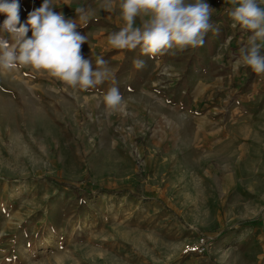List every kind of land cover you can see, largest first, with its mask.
Returning a JSON list of instances; mask_svg holds the SVG:
<instances>
[{
    "label": "rangeland",
    "instance_id": "obj_1",
    "mask_svg": "<svg viewBox=\"0 0 264 264\" xmlns=\"http://www.w3.org/2000/svg\"><path fill=\"white\" fill-rule=\"evenodd\" d=\"M250 93L264 0H0V264H264L262 122L200 128Z\"/></svg>",
    "mask_w": 264,
    "mask_h": 264
},
{
    "label": "crops",
    "instance_id": "obj_2",
    "mask_svg": "<svg viewBox=\"0 0 264 264\" xmlns=\"http://www.w3.org/2000/svg\"><path fill=\"white\" fill-rule=\"evenodd\" d=\"M234 100L236 102L228 109L226 120L224 121H219L217 119L208 120L210 124L204 127L201 126L200 128H258L257 126L254 127L253 124L256 123L259 124L261 122H262V126H259V128H264V109H262L260 106V101L264 100L262 96H260L257 93H250L243 95L236 94ZM168 103L170 104L172 103L171 99L168 100ZM169 108L175 112H178V114L181 115V118L183 120L186 119L188 111H187V102L185 99L179 100L178 104H171ZM208 108L214 109L215 107L213 104H210L208 105V107L205 108L204 113L199 117L201 118V122H205L206 119H208L206 116ZM40 109H41L40 115L35 118L38 127L45 126L44 125L45 119H48L51 122L50 123L51 127L48 128H53V126L57 128L61 127L60 116L56 109L55 104H52L50 109L46 108V104L43 107L41 106ZM163 121L166 122L165 128H173L170 125L166 116L164 117ZM138 125L139 128H142V126H147V124L143 122L142 118L138 123ZM179 126L184 127L185 123L179 122ZM147 128H152V127L147 126Z\"/></svg>",
    "mask_w": 264,
    "mask_h": 264
},
{
    "label": "built area",
    "instance_id": "obj_3",
    "mask_svg": "<svg viewBox=\"0 0 264 264\" xmlns=\"http://www.w3.org/2000/svg\"><path fill=\"white\" fill-rule=\"evenodd\" d=\"M207 249L206 246V241L204 239L199 241V244L196 246H188L187 249L185 250L186 253H193V252H202Z\"/></svg>",
    "mask_w": 264,
    "mask_h": 264
},
{
    "label": "bare ground",
    "instance_id": "obj_4",
    "mask_svg": "<svg viewBox=\"0 0 264 264\" xmlns=\"http://www.w3.org/2000/svg\"><path fill=\"white\" fill-rule=\"evenodd\" d=\"M40 110H41V109H40ZM40 110L38 109V110L35 112V118H36L37 116L40 115ZM180 118H181V117H180ZM181 119H182V118H181ZM219 152H220V156H221V155H223V152H224V151H219ZM260 168H263V169H264L263 166H261ZM224 240H225V242L228 243V244H229L230 242H234V241H235L234 237H228L227 239L225 238ZM224 240H222V243H224ZM186 249H187V248H186ZM186 249H185V250H186Z\"/></svg>",
    "mask_w": 264,
    "mask_h": 264
}]
</instances>
